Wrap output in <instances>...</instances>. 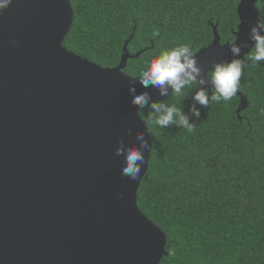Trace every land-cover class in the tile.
<instances>
[{
  "label": "water",
  "instance_id": "95a60500",
  "mask_svg": "<svg viewBox=\"0 0 264 264\" xmlns=\"http://www.w3.org/2000/svg\"><path fill=\"white\" fill-rule=\"evenodd\" d=\"M257 3L239 1L233 41L212 23L195 52L205 73L248 41ZM74 16L71 0H13L0 16V264H161L167 235L138 205L152 153L135 182L115 155L121 139L138 144L136 131L153 142L128 85L145 89L124 71L143 50L130 52L132 34L115 66L78 54L64 44ZM237 94L239 114L249 99Z\"/></svg>",
  "mask_w": 264,
  "mask_h": 264
},
{
  "label": "trees",
  "instance_id": "16d2710c",
  "mask_svg": "<svg viewBox=\"0 0 264 264\" xmlns=\"http://www.w3.org/2000/svg\"><path fill=\"white\" fill-rule=\"evenodd\" d=\"M239 1L71 0L75 16L64 44L115 66L133 34L130 52H143L124 71L138 78L161 49L188 43L195 52L210 44L212 23L223 42L233 41ZM257 5L264 15V0ZM239 90L249 99L246 108L238 114V94L201 107L191 133L155 128L148 110L141 112L154 150L138 205L167 235L161 264H264V61L244 69ZM183 104L187 112L192 102Z\"/></svg>",
  "mask_w": 264,
  "mask_h": 264
},
{
  "label": "clouds",
  "instance_id": "9594fccd",
  "mask_svg": "<svg viewBox=\"0 0 264 264\" xmlns=\"http://www.w3.org/2000/svg\"><path fill=\"white\" fill-rule=\"evenodd\" d=\"M12 3L13 0H0V16L4 15ZM159 34V29H154L153 37ZM250 42H254V46L241 58L242 51L249 47ZM11 43L18 42L13 40ZM229 47L233 59L213 61L212 67L206 73L190 44L181 43L161 49L146 62L138 79H135L145 90L137 92L136 84L129 83L132 105L137 107L138 114L147 109L148 121L155 128L167 129L176 126L189 133L193 132L196 128L193 117L196 120L200 118V108L231 100L237 95L244 69L259 66V62L264 61V15L257 16L255 24L250 28L248 41L233 42ZM150 86L166 99L153 100L147 91ZM190 93L192 104L185 112L183 101ZM170 97L180 100V105L166 102ZM127 132L131 135L132 129H127ZM135 139L138 144L131 146L121 139L115 149V155L123 156L125 161L121 167V175L127 176L133 182L141 178L142 170L147 164L145 154L149 156L154 150V143L150 142L144 131H136Z\"/></svg>",
  "mask_w": 264,
  "mask_h": 264
},
{
  "label": "flooded vegetation",
  "instance_id": "af4514ba",
  "mask_svg": "<svg viewBox=\"0 0 264 264\" xmlns=\"http://www.w3.org/2000/svg\"><path fill=\"white\" fill-rule=\"evenodd\" d=\"M195 52H196V51H195ZM195 52H194V53H195ZM186 101L189 102V103L192 102V99H191V93H190L189 97L186 99Z\"/></svg>",
  "mask_w": 264,
  "mask_h": 264
}]
</instances>
